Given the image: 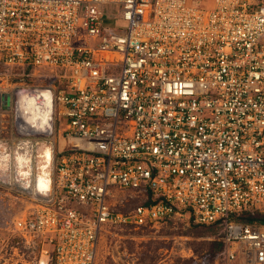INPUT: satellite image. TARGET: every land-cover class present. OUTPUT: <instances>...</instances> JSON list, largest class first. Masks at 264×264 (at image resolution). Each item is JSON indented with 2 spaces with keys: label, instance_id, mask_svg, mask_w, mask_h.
Returning a JSON list of instances; mask_svg holds the SVG:
<instances>
[{
  "label": "built area",
  "instance_id": "built-area-1",
  "mask_svg": "<svg viewBox=\"0 0 264 264\" xmlns=\"http://www.w3.org/2000/svg\"><path fill=\"white\" fill-rule=\"evenodd\" d=\"M33 90L63 120L44 187L8 160L54 133ZM0 156L32 205L5 222L23 263L96 264L108 228L186 217L218 261L264 264V0H0Z\"/></svg>",
  "mask_w": 264,
  "mask_h": 264
},
{
  "label": "rangeland",
  "instance_id": "rangeland-1",
  "mask_svg": "<svg viewBox=\"0 0 264 264\" xmlns=\"http://www.w3.org/2000/svg\"><path fill=\"white\" fill-rule=\"evenodd\" d=\"M62 121L53 116L54 133L35 136L39 144L32 152H18L32 160L35 175L39 173V164L43 163V158L39 157L43 145L50 146L52 158L57 152ZM52 139L58 140L56 144ZM60 140L63 145L64 140ZM16 153L8 151L12 166L10 173L17 169L13 157ZM0 163L3 161L0 160ZM142 201L130 196L123 209H132ZM31 206L28 200L15 197L9 188L0 184V264H26L14 254L11 244H7L11 231L5 222L16 217L20 209L25 212ZM218 238L216 227L195 223L186 217H177L155 227H110L103 233L96 264H224L217 260L219 249L214 250V242L220 241Z\"/></svg>",
  "mask_w": 264,
  "mask_h": 264
},
{
  "label": "bare ground",
  "instance_id": "bare-ground-1",
  "mask_svg": "<svg viewBox=\"0 0 264 264\" xmlns=\"http://www.w3.org/2000/svg\"><path fill=\"white\" fill-rule=\"evenodd\" d=\"M23 99L24 109L27 113L26 118L31 122L32 126L40 130H51L53 127L51 94L46 90H33L29 94L23 95ZM39 157L43 158V163L39 164L38 181L39 185L44 187L48 178V167L52 158L50 146L44 144ZM15 159L19 164V174H28V169H25L24 166L25 163L29 164L30 158L21 153H17ZM0 166L6 169L2 164Z\"/></svg>",
  "mask_w": 264,
  "mask_h": 264
},
{
  "label": "trees",
  "instance_id": "trees-1",
  "mask_svg": "<svg viewBox=\"0 0 264 264\" xmlns=\"http://www.w3.org/2000/svg\"><path fill=\"white\" fill-rule=\"evenodd\" d=\"M246 221H258L260 223H264V214L263 213H256L254 215H245ZM222 248V242L221 241H215L214 242V250L217 251Z\"/></svg>",
  "mask_w": 264,
  "mask_h": 264
},
{
  "label": "crops",
  "instance_id": "crops-1",
  "mask_svg": "<svg viewBox=\"0 0 264 264\" xmlns=\"http://www.w3.org/2000/svg\"><path fill=\"white\" fill-rule=\"evenodd\" d=\"M60 138H62L61 136H60ZM63 139V138H62ZM60 142H61V140H60Z\"/></svg>",
  "mask_w": 264,
  "mask_h": 264
}]
</instances>
